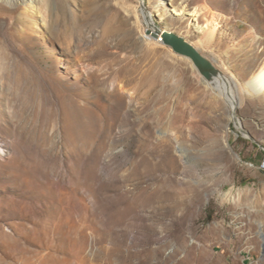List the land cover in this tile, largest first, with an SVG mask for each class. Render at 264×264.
I'll return each instance as SVG.
<instances>
[{"label": "rangeland", "instance_id": "obj_1", "mask_svg": "<svg viewBox=\"0 0 264 264\" xmlns=\"http://www.w3.org/2000/svg\"><path fill=\"white\" fill-rule=\"evenodd\" d=\"M139 2L0 0V264H264V0Z\"/></svg>", "mask_w": 264, "mask_h": 264}, {"label": "bare ground", "instance_id": "obj_2", "mask_svg": "<svg viewBox=\"0 0 264 264\" xmlns=\"http://www.w3.org/2000/svg\"><path fill=\"white\" fill-rule=\"evenodd\" d=\"M1 1H3V0H1ZM139 1L140 0H138V8H140V6H141ZM170 12L174 13L176 11L172 10ZM140 14L143 16L144 21L146 22L147 28L149 30L148 31L149 34H147V35H145V31H144V33L143 32L141 33L140 38H141L142 42L145 43L147 41L149 42L151 40V38L153 37L152 34L157 32V31L155 30V26L152 25L151 20L148 18V15L145 13V11L140 10ZM46 22H47L46 18L45 17H44V19L42 18V26L45 27ZM211 37H212V33L210 32V33H208V38H211ZM157 42H159V40H157ZM191 65L194 67L192 62H191ZM198 74L201 76L202 80H205L203 82L210 87L211 91L217 93V96L220 97V99H222V102H224V104L227 105L228 110H229V116L225 122L226 123L225 128L227 129L228 124L231 121L234 122L233 113H234V108L236 107V98H235L234 93H233V84H232L231 80L229 78H226V77L220 75L217 72H215L213 74L208 73L205 76L201 75L199 72H198ZM235 126L238 130L241 127V125L237 119H236V125ZM224 147H228L226 137L223 138V143L220 145L221 152H224Z\"/></svg>", "mask_w": 264, "mask_h": 264}, {"label": "water", "instance_id": "obj_3", "mask_svg": "<svg viewBox=\"0 0 264 264\" xmlns=\"http://www.w3.org/2000/svg\"><path fill=\"white\" fill-rule=\"evenodd\" d=\"M152 36L156 40H159V42L163 45L170 47L176 54L188 58L201 75L205 76L208 73L213 74L217 72L211 62L204 58L197 49L172 32L161 30L153 33ZM233 120V124L235 126L236 119L234 113Z\"/></svg>", "mask_w": 264, "mask_h": 264}]
</instances>
